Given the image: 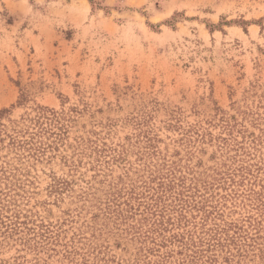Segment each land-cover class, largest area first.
Masks as SVG:
<instances>
[{"label":"rangeland","instance_id":"obj_1","mask_svg":"<svg viewBox=\"0 0 264 264\" xmlns=\"http://www.w3.org/2000/svg\"><path fill=\"white\" fill-rule=\"evenodd\" d=\"M1 110L0 264H264V0H0Z\"/></svg>","mask_w":264,"mask_h":264},{"label":"trees","instance_id":"obj_2","mask_svg":"<svg viewBox=\"0 0 264 264\" xmlns=\"http://www.w3.org/2000/svg\"><path fill=\"white\" fill-rule=\"evenodd\" d=\"M42 112H38V117H29L27 118V120H25V122H29L31 124H39L40 123V118H42L48 111L46 110H41ZM51 114L54 113L52 111H50ZM9 114V110H1L0 111V145L2 143L5 142V138L9 139V142L11 143L12 146H18V147H23L24 149L26 148V146L29 144V140H25V141H21L19 138V134L21 133L20 131H18L17 129H14L12 131V134H9L8 132V127L7 125L4 123L5 117ZM16 124V123H14ZM35 135V134H33ZM33 138V136L31 137Z\"/></svg>","mask_w":264,"mask_h":264}]
</instances>
